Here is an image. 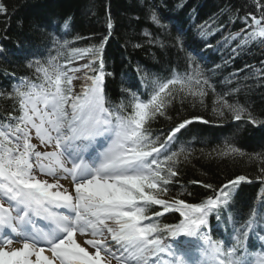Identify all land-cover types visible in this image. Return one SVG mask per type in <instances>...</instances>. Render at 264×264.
Masks as SVG:
<instances>
[{
  "label": "snow or ice",
  "instance_id": "snow-or-ice-1",
  "mask_svg": "<svg viewBox=\"0 0 264 264\" xmlns=\"http://www.w3.org/2000/svg\"><path fill=\"white\" fill-rule=\"evenodd\" d=\"M254 3L257 14L245 15V28L227 38L237 42L233 52L264 45V0ZM0 14H7L3 0ZM148 18L166 28L155 8ZM199 28L202 35L206 28L212 31L207 24ZM63 29H69L68 20ZM108 29L111 35L110 17ZM144 35L150 44L164 46L152 33ZM52 39L59 44L57 56L30 63L35 78H19L9 94L18 115L0 120V264H264V251L248 244L256 233L264 248V187L257 194L259 210L253 208L247 219L231 211L240 185L253 182L246 175L219 186L191 181L210 193L197 203L180 198L192 195L186 189L172 199L161 198L178 183L182 161L191 155L183 145L171 150L177 134L194 121H208L182 119L163 139L151 126L158 118L171 120L168 112L176 102L203 105L209 91L218 117L227 112L235 121L255 125L245 105L229 101L240 89L217 93L189 56L188 66L172 69L170 77L149 78L138 67L137 90L122 87L124 99L112 102L105 91V77L112 75L105 71L103 56L108 37L79 48L55 35ZM177 46L183 47L179 37ZM64 49L68 54L60 63ZM77 60L86 62L73 67ZM74 80L82 81L78 91ZM214 153L245 156L228 141ZM256 179L264 183V176ZM221 213L232 227L216 239L210 220L219 222ZM166 214H178V222L161 223Z\"/></svg>",
  "mask_w": 264,
  "mask_h": 264
},
{
  "label": "trees",
  "instance_id": "trees-1",
  "mask_svg": "<svg viewBox=\"0 0 264 264\" xmlns=\"http://www.w3.org/2000/svg\"><path fill=\"white\" fill-rule=\"evenodd\" d=\"M3 3L7 14H0V120L17 112L13 110L17 105L9 99L15 82L21 77L35 78L30 63L57 56L59 44L53 42V35L61 43L68 40L72 42L71 47L78 48L99 44L103 37H108L104 46L105 62L115 77L107 78L105 91L116 103L124 99L117 83L121 73L126 75L128 71L126 84L133 85L140 82L138 67L146 71L149 78L163 76L176 67H187V58L191 56L193 65H200L217 93L239 88L229 101L237 100L245 105L258 123L235 121L227 112L224 118L218 117L212 110L215 96L211 91L203 105L191 100L183 104L176 102L168 112L171 120L158 118L152 122L154 133L162 139L182 119L199 116L208 123L194 121L177 134L178 143L171 150L176 151L183 145L191 155L187 162L182 161L178 183L170 186L167 196L173 198L186 189L192 195L180 198L197 203L210 193L201 184L191 181L219 186L238 175H246L253 182L240 185L233 198L232 215L247 219L253 208L259 210L257 194L264 187V183L256 179L264 176L260 172L264 163L257 159L264 158V45L252 44L233 52L237 42L227 39L245 28L242 20L245 15L257 14L254 0H3ZM152 8L166 28H158L149 20ZM65 20L69 21L68 30L63 29ZM206 24L211 25L212 31L206 28L202 35L199 26ZM145 32L152 33L164 46L150 44ZM76 36L85 39L74 40ZM178 37L182 48L177 46ZM62 51L64 55L59 62L68 54L66 49ZM258 69L262 71L258 73ZM226 78L231 82H226ZM225 141L239 148L245 156L217 157L214 150L223 147ZM160 222L177 223L178 214H166ZM210 225H215L211 228L213 234L224 233L215 235L216 239L229 234L232 227L230 222L225 223L223 213L219 222L212 218ZM248 244L255 251H262V242L256 233L251 235Z\"/></svg>",
  "mask_w": 264,
  "mask_h": 264
},
{
  "label": "rangeland",
  "instance_id": "rangeland-1",
  "mask_svg": "<svg viewBox=\"0 0 264 264\" xmlns=\"http://www.w3.org/2000/svg\"><path fill=\"white\" fill-rule=\"evenodd\" d=\"M78 76H81L80 74L78 75ZM81 81V80H80ZM82 82V81H81ZM81 84V83H80ZM76 86V88L78 87V85H75ZM79 90V88L77 89V91ZM34 141L35 142H37L38 144H39V142H38V140H36V139H34ZM113 264H115V262H113Z\"/></svg>",
  "mask_w": 264,
  "mask_h": 264
},
{
  "label": "bare ground",
  "instance_id": "bare-ground-1",
  "mask_svg": "<svg viewBox=\"0 0 264 264\" xmlns=\"http://www.w3.org/2000/svg\"><path fill=\"white\" fill-rule=\"evenodd\" d=\"M182 37H184L185 38V35L184 36H182ZM188 40H189V36H188ZM183 52V51H182ZM160 65L163 67V68H167L166 66H164L162 63H160Z\"/></svg>",
  "mask_w": 264,
  "mask_h": 264
}]
</instances>
